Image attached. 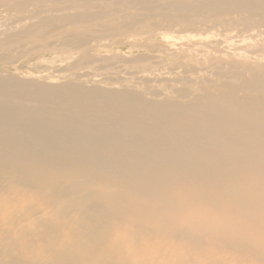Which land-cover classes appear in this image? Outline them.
Returning <instances> with one entry per match:
<instances>
[{"label":"bare ground","instance_id":"obj_1","mask_svg":"<svg viewBox=\"0 0 264 264\" xmlns=\"http://www.w3.org/2000/svg\"><path fill=\"white\" fill-rule=\"evenodd\" d=\"M22 1L0 0V27H25L40 48L59 37L47 32L53 21L64 30L58 13L92 30L114 21L111 4L132 10L127 0ZM196 6L161 9L185 19ZM0 73V264H264L260 109L228 104L214 116L166 96Z\"/></svg>","mask_w":264,"mask_h":264},{"label":"rangeland","instance_id":"obj_2","mask_svg":"<svg viewBox=\"0 0 264 264\" xmlns=\"http://www.w3.org/2000/svg\"><path fill=\"white\" fill-rule=\"evenodd\" d=\"M131 1H126L132 8L128 12L134 13L136 19L129 18L128 12L116 14L113 11L120 7L111 4L104 11L115 17L105 28L89 30L76 26L68 19L74 17L72 10L58 13L65 20L61 22L64 30L60 24L54 25L58 20L53 21L52 30L47 32L59 33V37L50 40V46L45 48H40L37 38L25 35L23 26H13L7 33L0 27V60L10 62L0 70L4 75L19 76L40 85H79L110 93H134L147 101L154 95L166 96L171 103L192 105L190 109L199 105L201 113L207 107V112L214 116L228 104L264 112L263 2L244 0L240 4L226 0L225 5L216 0H186L190 8L202 6L190 11L187 18L176 19L175 10L161 7L178 0ZM148 17L151 19L147 21ZM27 25L35 28L37 21L27 20ZM233 25L239 29L227 33L224 26ZM86 39L90 45L82 50L79 44H85ZM179 62L187 66L178 70ZM107 105L113 107L112 103ZM108 107L95 110L109 113Z\"/></svg>","mask_w":264,"mask_h":264}]
</instances>
